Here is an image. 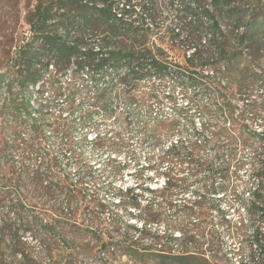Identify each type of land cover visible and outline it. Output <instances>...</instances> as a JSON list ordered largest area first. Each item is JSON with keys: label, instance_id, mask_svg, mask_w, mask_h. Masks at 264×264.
I'll use <instances>...</instances> for the list:
<instances>
[{"label": "rangeland", "instance_id": "374dc122", "mask_svg": "<svg viewBox=\"0 0 264 264\" xmlns=\"http://www.w3.org/2000/svg\"><path fill=\"white\" fill-rule=\"evenodd\" d=\"M48 1L0 0V231L5 233L0 264H176L168 258L195 251L169 244L170 237L198 224L208 235L207 249L195 257L212 264H264L252 238L264 220L255 210L252 217L244 212L251 201L247 194L257 187L258 151L251 133L264 132V49L243 35L252 12L241 8L232 19L212 0H133L135 11L124 13L117 6L124 0H115L116 14L139 29L134 42L121 30L116 44L133 45L138 56L149 53L169 69L153 68L143 81L125 61L100 69L81 66L83 55L74 54L67 66H58L49 42L24 47L30 15ZM56 4L49 36L69 46L78 43L79 52L93 53L95 47L109 52L103 29L71 26V16L58 12ZM66 10L77 13L70 4ZM219 38L225 42L221 60ZM192 48L203 52L194 71L185 61ZM27 67L38 80L21 90L17 81L27 76L21 72ZM211 71L215 81L206 79ZM228 98L233 106H248L244 128L224 125L223 114L215 111ZM169 142L188 144L193 163L204 166L190 192L173 193L161 204L145 186L161 191L162 176L187 172L185 164L159 166ZM136 183L142 186L133 193L138 197L117 205L119 190ZM195 192L203 195L202 215L188 218L178 206L196 200ZM144 222L146 233L127 228L141 229Z\"/></svg>", "mask_w": 264, "mask_h": 264}, {"label": "trees", "instance_id": "16d2710c", "mask_svg": "<svg viewBox=\"0 0 264 264\" xmlns=\"http://www.w3.org/2000/svg\"><path fill=\"white\" fill-rule=\"evenodd\" d=\"M101 1L103 4L99 5L95 2V0H49L46 3H39L35 7L33 13L30 15L28 19V26H29V36L25 38L26 44L24 45H30V43L35 42H49L51 44V49L54 51L56 55V62L57 65L60 66H67L70 63V60L74 56V54H78V57H81L83 55V62L79 61V64L83 66L84 64H95L96 67L102 69V67L109 63L115 62L118 64L120 61L127 62L128 66L131 68L129 71L133 70V63L134 61L138 60L140 57L150 56L149 53H142V55L138 56V52L135 51V48L133 45L125 46V44L118 45L116 42H119L116 37L119 36L120 31L124 30L125 33L129 36V42H134L137 37V33L139 29L134 26L133 23L125 22L124 18L122 17V14H116V10L113 9L115 5H117L118 1L115 0H97ZM133 0H124L121 1L120 10L124 13H132L135 11L136 7L131 4ZM243 0H212L216 8H220L225 10L226 13H228V16L231 14V18L234 19L235 17V11L243 9L250 10L251 15L248 16V21L246 22V25H243L245 28V38L249 39V43L253 44L254 46L257 45L258 48L261 50L264 49V0H247L246 6H240V3ZM57 2V8L58 12H61V14L69 15L71 16V19L69 21L71 26L79 27L81 29H84V32H88L90 29H97L101 30L103 29L105 31V34L108 35V43H109V53L108 57H100V54H94L90 51L88 52H79V46L78 43L71 42V45H65L64 43L61 44L60 39L56 36H49L47 34L48 30V22L51 17V14L54 10L53 3ZM72 5L74 8H76V14L73 15L74 12H69L67 9V5ZM78 10V11H77ZM235 12V13H234ZM248 12L246 11L245 14ZM242 14V13H241ZM240 15L237 13V16ZM243 15V14H242ZM227 16V17H228ZM246 15H244L245 21ZM237 22V21H236ZM238 23H240L238 21ZM242 26H238L237 28H240ZM79 40L76 39V42ZM217 46L219 50V54H217L220 58V60L225 56L224 53V43L222 38H219L217 41ZM111 43V44H110ZM32 46H35L33 44ZM19 50H22L21 47H19ZM105 52V50L103 49ZM203 52L200 50V48H192L190 52L186 56V63L187 68L192 69V65L197 60V58H202ZM152 58V66L156 70H163V72H168V68H166L163 64L157 62L153 57ZM223 63H225L223 61ZM228 65V63H225ZM23 69V68H22ZM223 71L225 70V67L222 66ZM193 70V69H192ZM228 70V68H227ZM30 70L28 67L26 70H21L22 74L27 75L25 78H22L19 82L20 89L25 90L28 88V83H35L38 79L37 73ZM194 71V70H193ZM6 78V73H5ZM206 79L208 80H214V72L211 71L206 74ZM4 81V75L0 74V86L3 84ZM213 81V82H214ZM219 87L220 84H222V81L218 78ZM38 85V86H37ZM30 88H38L39 84H32L29 86ZM12 88V84H10L9 89ZM220 91V90H219ZM224 105L220 108H217L218 113L223 114L225 120L224 125H231L236 124L239 127L244 128L245 124H243L244 118L247 117V114L249 112H246L245 110L248 108L247 105H244L242 107L240 106H233L231 104L232 102L229 100V98L226 100L224 99ZM26 108L29 109V103L26 104ZM240 112L238 113V111ZM251 115V114H249ZM247 119V118H246ZM227 131L226 128L224 130ZM245 131V130H244ZM245 136L250 137L247 134H244ZM251 137L255 140V146H256V156L254 157V178L257 181V187H255L252 192L248 193V197L251 200L248 205L246 206V209H244V212L250 216L251 210H255V213L258 214L259 219L264 220V132H252ZM96 140V139H95ZM169 148V144L165 146L164 150L161 152V159L159 160V166L164 165V163H167V167L169 164L174 162L177 164V166H180L182 168L185 164L184 171L185 176L173 178L166 176L168 178V181L166 182V185L161 189V191L152 190L148 191L152 196L153 200L155 202L162 201L161 204H163V199L165 197H169L172 200L173 193L175 197H181L185 193H188L191 191V187L194 184V177L195 175L200 172L203 168V164H200L199 166H196L195 163H193V155L191 154V148L188 146V144L181 143L180 146H177L178 151L176 154V147L170 150L169 153L165 154V151H167ZM170 169V168H169ZM183 169V168H182ZM219 169H221L219 167ZM173 171L172 169H170ZM177 173H182L180 169L177 171ZM177 176V175H175ZM221 189V187H219ZM218 192V189H217ZM201 192H195V199L192 202H184L182 206H178L180 213H182L185 217H192L196 215H202V208L203 204L201 201L203 200V195L200 194ZM158 194L162 195V197H159ZM126 197H135V199L138 197L137 195L133 194V191H128L124 193L121 197L122 199H125ZM152 199L150 202H152ZM120 201V203H121ZM172 202V201H171ZM119 203V204H120ZM117 204V205H119ZM148 208H156L157 205L149 204ZM173 205V204H172ZM140 206L137 205L136 208H139ZM173 208H176V204L172 206ZM142 211H139L141 213ZM135 213V212H132ZM252 217V216H250ZM3 226L5 223L2 224ZM147 222H144L141 226V229H136L134 226H127L128 229H134L136 232H142L146 233L147 231ZM195 225L192 229H190L188 226H186L185 230H183L179 236H171L169 239V244H177L180 242L182 244V248H188L190 250H193L195 252H182L180 256L172 257V259L169 257L168 260L174 262L176 264H212L210 263L205 257L204 258H197L195 257L197 253L196 251L205 250L206 251V242L204 240L207 238V233L203 232L202 225L199 226ZM252 238L253 241L256 243V247L259 248L258 253L259 257L261 259L264 258V224L263 226H259L257 229L253 230L252 232ZM202 241V244L200 242ZM128 249L130 247H133V245L128 243ZM0 248H5V233L3 231H0ZM106 249V248H105ZM110 249H113L112 247ZM108 250V249H107ZM133 251L130 249L128 254H125V256L131 257V253ZM135 253L136 250H135ZM190 254H193L194 256H189ZM204 256V254H201ZM165 256V255H163ZM167 259V258H164Z\"/></svg>", "mask_w": 264, "mask_h": 264}, {"label": "built area", "instance_id": "2783aa9c", "mask_svg": "<svg viewBox=\"0 0 264 264\" xmlns=\"http://www.w3.org/2000/svg\"><path fill=\"white\" fill-rule=\"evenodd\" d=\"M85 52V51H83ZM93 53L94 54H100V57H108V54L107 52H104L103 49L99 48V47H95V49L93 50ZM48 64H49V69H53V65H52V62H51V58L49 61H47ZM153 66H152V58L151 56H145V57H142V58H139L138 60L134 61L133 63V70L136 72V75L139 79L141 80H146L151 76V74H153ZM94 139H97V135L94 136ZM174 147H177V142H169V148L167 151H165L164 155L169 153L171 149H173ZM112 159H116V156H114ZM134 164H136L135 161H133ZM117 164L119 166L121 165H124L123 163H121L119 160H117ZM146 167L145 168H149V163L145 164ZM144 166L142 165L140 168H143ZM138 170V169H137ZM137 170L135 169L130 175L131 176H136V173H137ZM158 181V180H156ZM161 189L166 185V182L168 181V178L166 176H162L161 178ZM141 187L142 186H139V184H135L134 187H126V188H123L122 190H119V193L121 194H124L128 191H133V193H139L140 190H141ZM145 189L147 191H152L154 190V188L150 187V186H145ZM121 201V197L117 198L116 200V203H120Z\"/></svg>", "mask_w": 264, "mask_h": 264}]
</instances>
